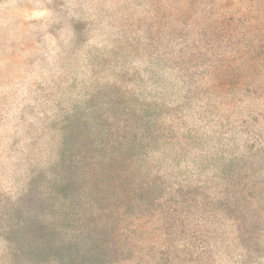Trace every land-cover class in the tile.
Segmentation results:
<instances>
[{
	"label": "rangeland",
	"instance_id": "rangeland-1",
	"mask_svg": "<svg viewBox=\"0 0 264 264\" xmlns=\"http://www.w3.org/2000/svg\"><path fill=\"white\" fill-rule=\"evenodd\" d=\"M202 1L0 0V264H264V90L261 123L246 102L221 137L204 97L192 94L177 123L192 132L174 140L156 104H184L181 56L225 96L217 64L236 42L188 50L217 5ZM222 1L237 19L264 8ZM156 63L173 90L152 84ZM220 142L243 161L220 185L216 171L194 177ZM198 185L213 191L197 196L207 213L178 193Z\"/></svg>",
	"mask_w": 264,
	"mask_h": 264
},
{
	"label": "trees",
	"instance_id": "trees-1",
	"mask_svg": "<svg viewBox=\"0 0 264 264\" xmlns=\"http://www.w3.org/2000/svg\"><path fill=\"white\" fill-rule=\"evenodd\" d=\"M209 1L212 2V0L202 1L201 5L204 4L203 12H205L207 9V5H205V3L207 4ZM215 2L217 5L208 8V15H204V24L201 25L202 31L199 30L197 33V38L194 37L192 39L191 43L193 44L189 46L188 50L191 48L209 50L210 48H213V44H221L222 42L227 41L232 44L236 42L237 48H239L237 53L230 54L228 51L224 52L226 55H221V53L215 54L218 57L221 55L220 59L222 58L220 62H218L217 67L220 71V87H227L222 91L225 93V96H222V93L212 94L208 91V85L212 83L214 77L209 75L210 73L207 74L198 72L201 67L197 65L192 66L189 63L194 57H187V59L185 56H181L182 64H180L178 70L180 71L181 75H184V80L186 81L185 83H189L186 97H183L185 98V100L182 102L184 104L180 103L176 106H173L175 104L173 101L171 104H168L164 100H159V102L156 103L158 106L162 104V107L166 108L167 114L166 111L165 114L167 119L165 123L170 125L168 130V138L171 140L177 139L175 134L181 136L180 133L182 132H186L188 134L192 132V129L190 128L184 126L182 129H179L177 126V123L182 121L184 122V120L188 118L186 109L190 105L189 102H191L192 94L200 96L199 98L204 97L207 100V107H209V104H211L213 107H216L220 115L218 123L221 125V127H218V130L215 129L214 131H216L220 137L222 134L225 136L226 130L224 127L228 124L229 118H227L226 115H229V111L234 112L240 107L243 108L244 104L248 102V109L250 111L244 108L243 114L253 117L257 114V109L261 107L259 104L263 101L261 95L262 91L264 90V8L260 10L258 7H256L254 9L255 12H247L248 16L250 15L252 17L249 20L245 17V15H241L240 19H237L235 15L229 14L228 10L226 11L224 1L215 0ZM199 41L203 42L204 44L200 46ZM126 47H130V45H123V50H125ZM223 60H225V65L220 64ZM187 62L189 63L188 68L186 67ZM156 65L157 67L153 64V66L148 69V77L151 79L152 84L155 85L156 88L159 87V90L164 89L165 91V88L168 91L173 90L176 84L171 83L165 78L166 73L164 68H169L168 64L166 63L164 66H161L160 63H156ZM213 70V73L215 74V68ZM230 88L234 89L235 91L230 93ZM149 109L153 110L154 108L149 107ZM206 110H208V108H206ZM240 113L242 114V110ZM64 115L68 116L69 111H65ZM256 116H258V118H255V122L260 124V116L262 117L261 112ZM237 117L239 118L238 110ZM174 121L176 122V125L174 124ZM213 121L214 118L208 125L210 128H213ZM157 132L160 133L161 131L158 130ZM211 133H213V130H211ZM219 145L224 146L225 149L223 147L216 148L215 156L212 157L211 155H204V157H200L199 159L195 160L193 173L194 177L201 178V176L204 174L208 175V172L214 173L216 171V176L219 177L218 184L220 185L227 181L226 167L233 168V166L239 164L236 162V160L240 162L243 161V155L239 159H237L234 155H228L229 152H227L224 142H220ZM178 155H181V153L176 152V156ZM212 181L213 179H209L208 182ZM150 185V190H152L153 186L151 183ZM189 188L190 186L187 189L183 188L178 190V193H183L182 203L189 204V202H191L196 206L194 208L199 209L201 213L204 211L207 213L206 209L210 207L209 204H207V208H204L202 204H199L200 201L197 196L200 194H205L207 190L210 193L213 191L209 189L208 185H198L193 187L191 190H189ZM153 190H156L155 187H153ZM176 194L177 193L175 191L164 190L161 193V196H171L172 201H170V203L174 204ZM191 207L192 206H188V208ZM211 213L213 215L215 214L214 209Z\"/></svg>",
	"mask_w": 264,
	"mask_h": 264
}]
</instances>
